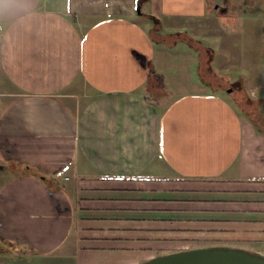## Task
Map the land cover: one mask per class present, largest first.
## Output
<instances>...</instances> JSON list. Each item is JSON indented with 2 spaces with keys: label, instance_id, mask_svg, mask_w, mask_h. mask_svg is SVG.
<instances>
[{
  "label": "crops",
  "instance_id": "1",
  "mask_svg": "<svg viewBox=\"0 0 264 264\" xmlns=\"http://www.w3.org/2000/svg\"><path fill=\"white\" fill-rule=\"evenodd\" d=\"M218 15L238 19L208 0H0V261L141 264L193 243L264 253V127L199 79L196 47L151 35L153 16L198 40L188 28ZM257 20L250 71L198 41L264 115Z\"/></svg>",
  "mask_w": 264,
  "mask_h": 264
},
{
  "label": "rangeland",
  "instance_id": "2",
  "mask_svg": "<svg viewBox=\"0 0 264 264\" xmlns=\"http://www.w3.org/2000/svg\"><path fill=\"white\" fill-rule=\"evenodd\" d=\"M214 1H217V3L220 6L229 9L231 15L238 17L236 22H230L227 20L226 17H221L220 15H218L217 17H214V19H211L209 21L208 23L210 25L209 27H201L202 28L201 32L198 29L195 30L194 28H192V26L188 28V30L190 31V29H193L194 31L193 33L198 37H200L201 35H207L206 37L202 36L203 39L202 38L199 39L196 36L195 37L199 41H201L206 47L212 48L215 52H218L219 50L224 51L225 49L226 53L222 51L221 56L226 59L228 57L232 58L234 57V55H236L237 59L238 57L240 58L241 56V58L238 59L240 63L236 65L240 64L241 67L239 68L245 71H250L252 65L255 67L253 61H250L251 59L250 56L253 57L255 55L253 38L256 35V31L259 32L258 30L260 29V27L258 26L259 21L257 19L261 18V20H264V0H208V2H211V4ZM153 6L154 5H151V3L145 4L144 8L140 9L141 13H148V11L152 10ZM254 17H256L257 19H255ZM205 24L206 21L204 22L203 25L205 26ZM169 31H171L169 30V28H163L162 33H169ZM227 38L231 42L230 46H228L230 50L228 49V47H226V43L228 42ZM195 45L199 47L198 53L201 54L200 45L198 43ZM226 59L221 61L224 62L226 61ZM242 65L246 66L247 68L243 67ZM228 66L232 67V64ZM202 67L205 66L201 58V60L199 61V72H198L199 79L209 81L210 83H213L212 84L213 86H219L220 88H217V92H220V94H224L225 96H228L231 102H233L237 106L239 111L241 110L243 114L244 112L242 110L246 111V113L251 111L250 110L251 107L249 105L248 106L246 105V99L248 98L247 97L248 93L244 90V88L241 89L240 85L228 81L230 79L234 80L235 78L239 77L238 75H240L239 73L240 71L232 70L231 72H226V73L222 72V75H212L210 73V70L212 72V69L207 68V62L205 67L206 69L203 70ZM254 67L251 70V72L255 71L256 67L255 68ZM218 72L221 73L220 71ZM225 77L226 78L228 77L230 79L226 80ZM225 89H227V91L228 89H231V93H228L227 91H225ZM250 99L252 100V98ZM240 102L242 105V109ZM261 112L264 113L262 109ZM6 178H7L6 174L0 173V182L5 180ZM210 246L213 245L206 243H193L187 249H197V248H204ZM252 252L259 253L254 251ZM259 254L264 256V253L262 254V252ZM11 255L12 253L10 254V252L4 253V255L2 254L0 264H52V262H49V260H44V261L35 260L34 262L33 261L31 262L30 260H25L26 262H23L21 261L23 259L16 257L15 255L13 256Z\"/></svg>",
  "mask_w": 264,
  "mask_h": 264
},
{
  "label": "water",
  "instance_id": "3",
  "mask_svg": "<svg viewBox=\"0 0 264 264\" xmlns=\"http://www.w3.org/2000/svg\"><path fill=\"white\" fill-rule=\"evenodd\" d=\"M141 264H264V256L232 247H204L157 256Z\"/></svg>",
  "mask_w": 264,
  "mask_h": 264
},
{
  "label": "trees",
  "instance_id": "4",
  "mask_svg": "<svg viewBox=\"0 0 264 264\" xmlns=\"http://www.w3.org/2000/svg\"><path fill=\"white\" fill-rule=\"evenodd\" d=\"M151 18H154V20L156 21V24L155 26L153 27V29L151 30L152 33V37L155 41H159L160 43L162 44H171V43H174L176 41L178 42H183V43H186V44H190V45H193L194 47H196L197 51L199 52V47H197V45L195 44H199L200 45V51H201V54H199V57H200V60L202 58V61H203V64L204 66L206 67V62H207V68H210L209 66V62H210V58L212 57V54L208 53L205 51V49L202 47L201 43L196 40L195 38L191 37L189 34H187L186 32H178V33H175V34H163L161 31H162V24H161V21L155 17H151ZM205 67H202V69H206ZM206 71V70H205ZM209 73V71H208ZM211 73V71H210ZM212 74V73H211ZM210 74V75H211ZM214 75V74H212ZM150 81L151 83L153 84H156V83H159L160 87L162 88L164 86V80H163V77H161L159 74H157L155 71H153L150 75ZM207 83H209L210 85H212L213 83H210L209 81H206V80H203ZM213 86V85H212ZM215 87H218L220 88L219 86H215ZM227 90V89H225ZM247 99H246V105L250 106L251 107V111L246 113V111L242 110L244 112L245 115H247L254 123H257L261 126L264 127V115L260 114L258 110H256V107H255V102L253 100H251L250 96L247 94ZM153 99H155V97L152 96ZM250 99V101H249ZM240 105H241V102H240ZM254 105V106H253ZM255 107V108H254ZM241 109H242V105H241ZM22 171L24 172H29V173H34V174H37L39 176H41L42 178H45L48 180L49 177H46V176H43L41 175L40 173H38L37 171H34L32 168H29V167H24L22 169Z\"/></svg>",
  "mask_w": 264,
  "mask_h": 264
}]
</instances>
